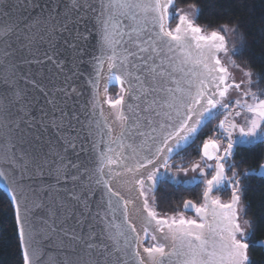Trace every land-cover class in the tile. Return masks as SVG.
<instances>
[{
    "label": "snow or ice",
    "instance_id": "obj_1",
    "mask_svg": "<svg viewBox=\"0 0 264 264\" xmlns=\"http://www.w3.org/2000/svg\"><path fill=\"white\" fill-rule=\"evenodd\" d=\"M23 4L34 14L22 15L17 0H0V17L4 18L0 23V43L5 48L0 56V182L14 201L17 219L22 221L19 231L25 244L24 264H45L44 241L70 253L66 264H257L250 255L252 234L242 224L237 207L241 180L249 173L242 176L228 158L233 156L234 143L264 144V88L257 87L264 80V73L246 71V79L235 80L221 57L230 51L225 35L216 30L205 34L194 22L201 11L197 3H191L188 11L177 9L175 0H23ZM177 18L175 28L169 27V22ZM240 52L238 47L231 49L232 55ZM46 62L62 71L67 68L64 86L55 89L65 97L79 95L74 84L81 67L91 66L99 76V70L107 65L109 72L123 73L110 77L122 85L124 77L133 75L129 65L142 68L145 80L136 77V82L141 95H155L147 110L156 119L146 121L147 132H132L141 126L140 121L134 119L129 124V116L121 107L119 136L112 139L110 130L108 149L93 151L97 142L91 139V130L82 138L72 123L76 116L52 99L48 100L51 112L42 110L39 118L30 116L32 101L19 86L20 81L35 88L41 85L30 78V73H22L21 66ZM89 82L95 86L91 76ZM132 87L129 85V90ZM230 90L236 93L235 97ZM160 93L164 94L162 98ZM107 102L113 107L123 106L124 97ZM133 107L129 105L130 112ZM222 114L218 127L226 141L223 148L220 139L203 143V158L214 160L215 164H206L205 168L198 163L191 168L175 166L177 172L185 174L197 170L203 175L211 173V178L204 180V203L197 206L185 200L183 204L187 210L194 209L198 219L187 218L183 213L178 217L159 215L150 205L146 188L153 190L167 181L172 170L170 161L183 151L182 143L202 124ZM22 123L26 127L22 128ZM37 124L40 128L36 131L27 130L36 129ZM237 131L239 137L234 141L233 133ZM39 132L55 137L44 138L46 152L38 147L42 139ZM137 138H141L139 143ZM69 150L75 159L67 155ZM81 154L85 160L80 159ZM88 164L95 169L92 174L101 177L95 183H103L101 191L107 190L105 203L97 205L103 215L95 213L97 223H88L86 230L87 217L83 216L76 220L79 231L77 227L68 229L63 225L71 209L62 200L54 202V185L37 177L54 174L56 184L61 179L71 180L74 187L75 182L87 178L90 184ZM113 166H119L120 171H114ZM70 170L76 174L70 175ZM105 175H109V180L127 175L129 180L125 182L137 192L135 200L125 199L111 183L103 182ZM225 182L231 186L229 203L210 195ZM81 187L80 193L70 195L89 210V200L97 193L89 185ZM45 191L47 196L42 197L40 193ZM28 194L32 197L31 206L27 202L22 206L19 201H27ZM136 201L140 202L142 213L140 231L129 218V206ZM141 233L144 240L153 241L150 246L141 242Z\"/></svg>",
    "mask_w": 264,
    "mask_h": 264
},
{
    "label": "water",
    "instance_id": "obj_2",
    "mask_svg": "<svg viewBox=\"0 0 264 264\" xmlns=\"http://www.w3.org/2000/svg\"><path fill=\"white\" fill-rule=\"evenodd\" d=\"M17 2L21 4L22 15L34 14L33 9L24 6L23 0H17ZM3 19H4L3 17H0V23L3 22ZM170 25H171V21L169 22V27ZM13 46L18 47V44H14ZM4 50H5L4 44L0 43V56H2ZM132 63H139V61H132ZM128 70L131 71L133 75L130 77H124V83L122 85L119 80L115 78L110 79V77L122 76L123 73L117 72L115 70L109 72L107 70V65H105L104 68L99 70L100 72L99 76L96 75V71H94L91 66H88L86 68L81 67L79 78L76 79L74 84L76 88V92L79 93V95L65 97L60 92H56L55 89L64 86L62 82L64 80V74L67 73L66 67L62 71L60 67H57L52 62H46L45 64L40 66L23 65L21 66V72L30 73V78L36 79L37 82L41 85V88H35L30 83L24 80L20 81L19 86L25 89L27 99L32 101V104L28 110L30 116L39 118L42 110L51 112L52 105L48 103V100L52 99L58 107L63 106L67 111H69L70 115L74 114L76 116L77 119L73 120L72 123L75 126V128L79 130V134L82 138L87 137L89 134V130H91V132L93 133L91 139L97 142V149L93 151H106L109 147L108 144L109 131L111 130L112 139H116L121 132L120 121L118 119V116L120 115L121 107H123L124 114L129 116V124H132L134 119H139L140 121L141 126L139 128L132 129V132H137V131L147 132L148 128L146 126V121L156 119L152 115V112L147 110L151 100L156 98L155 95L148 92H145L144 95H141L139 85L136 82V77H140L142 81L145 80L143 69L141 68L137 70V68H134L131 65H129ZM90 76L95 80V86L93 83L89 82ZM129 85H133L131 90H129ZM113 86L121 88V96L124 97L123 106L113 107L107 102L110 99L108 91ZM168 86H174V85L169 84ZM41 89H43V91ZM45 93H47V95H45ZM103 94H105V97L103 96ZM159 95L162 98L164 94L160 93ZM94 104L97 105V107L94 108L93 107ZM129 105L134 106L131 112L129 111ZM97 122L99 126H97ZM203 125L205 126V124H202L200 129H198L197 133L193 134V136L198 134V132L204 127ZM152 126L155 127L156 125L153 124ZM21 127L24 128L26 126L22 123ZM39 128L40 125L37 124L36 129H27V130L33 132ZM38 134L42 136V139L38 147L40 148V151L46 152L48 149V145L45 142L44 138L47 137L54 139L55 137H51L49 136V134L42 132H39ZM130 134L132 133H129V135ZM234 134L235 132L233 133V135ZM73 135H75V133H73ZM193 136L190 137L187 142L182 143L181 145L182 149L189 144ZM140 139L141 138H137V143H139ZM125 142L126 143L128 142L127 139L125 140ZM250 145L253 144L244 145L241 143L240 144L234 143V146L248 147ZM84 146L85 148L89 147L87 143H85ZM111 147L119 151L116 144H112ZM202 152H203V147H202ZM209 152H212L211 148H209ZM67 155L70 158L75 159V157H73L71 154V150H69V153H67ZM80 159L85 160V155L81 154ZM88 159L91 160L92 157H89ZM88 167L90 169L89 175H91V183L89 184L88 179L84 178L81 181L75 182V187L73 186V182L71 180L65 181L61 179L60 183L56 184L54 179V174L53 176L45 175L42 178L37 177V180H42V182L45 184L54 185V189L52 190V200L54 202L58 200H62L66 205V208L71 209V214L68 215V218L67 220H65V223L63 225L68 229L77 227V230L79 231V228L76 225V220L81 219V216H83V217H87V219L84 220V225L86 230V225L88 223H97V221H95L93 218L95 213L100 212L101 215H103L102 208H98L97 205H103L105 203L107 199V190L105 189L101 191V189H103V183L99 185L95 183V181L97 179H101V177L92 174L94 173L95 169L91 164H88ZM113 169L114 171H120L119 166H113ZM105 171L107 172L108 170L105 169ZM69 174L75 175L76 173L75 171L70 170ZM109 175H114V173H109ZM109 175H105L102 178V181L111 183L113 185V189L116 191H120L121 195L125 199L135 200L137 192L135 189L131 187L130 183L125 182L129 180V177L127 175L122 179L117 178L111 180H109ZM82 184L89 185L91 189L97 193L96 196L92 197L89 200V210H85L83 208V205L77 202L75 199H73L72 196L70 195V193H80L82 191V187H81ZM158 187L159 185H157V187L153 190H148L146 188V191H148L149 193H155L158 190ZM0 188L8 195L14 209V201L11 199L8 190L4 188L2 182H0ZM218 188H214L212 193H210L212 197H213L212 194L215 191H217ZM40 195L42 197L47 196V191L40 193ZM31 200H32L31 194H28L27 201L21 200L19 202L21 203L22 206L26 202L29 204V206H31ZM223 203H227V202H223ZM194 204L197 205L196 203ZM150 205L153 208L151 203ZM237 207L241 220L240 203L238 204ZM155 210L157 211V209ZM184 210L194 211V209L187 210L185 208ZM65 214L67 215V212ZM158 214L161 215L159 212ZM141 215L142 213L140 211L139 201H136L135 205L129 206V218L131 219V222L136 225L138 231H140L142 227L141 219H140ZM171 216L178 217L179 215H168L165 217H171ZM16 221L18 225V233L20 238L21 249L22 252H24V247H25L24 239L21 237L19 231L22 221L18 220L17 217H16ZM118 222L119 220L115 221L114 223H118ZM113 231L115 230L113 229ZM149 231L151 233V229H149ZM37 239H39V237H37ZM121 243H123V240H121ZM44 244H45L44 251L46 252V255L43 257V259L45 261V264H66V258L70 257L69 252L61 248L52 247L51 245L48 244V241H44ZM115 255H119V253H116Z\"/></svg>",
    "mask_w": 264,
    "mask_h": 264
},
{
    "label": "trees",
    "instance_id": "obj_3",
    "mask_svg": "<svg viewBox=\"0 0 264 264\" xmlns=\"http://www.w3.org/2000/svg\"><path fill=\"white\" fill-rule=\"evenodd\" d=\"M191 3H197L200 7L199 18L194 19V22L205 31H221L222 26H226L225 28L234 32L236 46L241 49L240 54L233 55L236 65L253 73H264V0H175L177 9L188 8ZM177 19H173L172 26L177 24ZM257 87L264 88V80ZM118 93L117 87L110 89L113 97ZM212 123L213 121L207 123L195 136L193 143L185 149L188 158L199 155L202 140ZM232 162L237 165L234 170L239 171L242 176L245 172L249 173L241 180V201L244 219L248 221L249 233L252 234L249 241L250 255L257 264H264V176L251 173L264 163V144L257 142L238 149ZM228 174L231 176L232 173ZM202 195V185L191 189L168 179L160 183L153 194L154 206L163 216L178 215L184 210L185 200L200 202ZM0 264H24L13 205L1 188Z\"/></svg>",
    "mask_w": 264,
    "mask_h": 264
},
{
    "label": "flooded vegetation",
    "instance_id": "obj_4",
    "mask_svg": "<svg viewBox=\"0 0 264 264\" xmlns=\"http://www.w3.org/2000/svg\"><path fill=\"white\" fill-rule=\"evenodd\" d=\"M195 136L191 139L189 144L185 148H183V151L179 152V156H173L172 161H171L172 162V166L173 165L174 166L182 165L183 167L191 168V165L193 163H198V164H200L201 168H205L206 164H208V165L215 164L214 160H208L206 158H203V152H202L203 144H201V146H200L199 155H197V157H195V158L194 157L193 158H188L187 157V155L185 154L184 151L189 145H191L193 143V141L195 139ZM238 137H239V132L237 131V132H235V134L233 135L232 138H233L234 141H236ZM202 143H203V140H202ZM225 143H226V141L222 142V145H221L222 148H223ZM237 143L240 144L239 142H237ZM244 147L245 146H233V156H234L235 152L238 149H242ZM220 154L222 155L223 152L221 151ZM233 156L228 158V162L229 163L232 162ZM226 167H227V164H226ZM171 168H172V170L169 173V177H173L174 176L175 180L177 181V183L183 184L186 187L191 188V189L195 188L197 185H202L203 192H204L205 187H206V185L204 183V180L211 178V173L210 172L207 175H203V174H199V170H197L196 172L189 171L187 174H185L183 172H177L176 171V167L175 168L171 167ZM227 175H229V174L227 173ZM193 177H196V179L193 180ZM228 191H230L229 192V197H227ZM212 195H213L214 198H219L222 202L229 203L230 202V198H231V186L227 182H225V184L221 185L218 188V190L215 191ZM191 201H193L194 203L197 204V206H199L200 204H202L204 202L203 195H202V198H201L200 202H197L195 200H191ZM181 213H183V215H185L187 218H190V219L191 218H197L198 219L195 211H185V210H183ZM181 213H179L178 215H180Z\"/></svg>",
    "mask_w": 264,
    "mask_h": 264
},
{
    "label": "rangeland",
    "instance_id": "obj_5",
    "mask_svg": "<svg viewBox=\"0 0 264 264\" xmlns=\"http://www.w3.org/2000/svg\"><path fill=\"white\" fill-rule=\"evenodd\" d=\"M183 10H184V11H188V8H185V9H183ZM189 15L191 16L192 14L189 13ZM177 20H178V19H177ZM172 21H173V19L171 20V25H170V27L174 29L176 25H175V26H172ZM177 23H178V21H177ZM195 24H196V23H195ZM204 32H205L206 34H209V33H210V32H207V31H205V30H204ZM221 34L225 35V37H226V42H227V46H228L229 49H230V51H229L228 54H226V55H225V54H222V55H221L222 60H223V62L225 63V65L228 66V67L230 68V71L232 72V75H233V77L235 78V80H236L237 82H240L241 80L246 79V77L244 76V72H246L247 70L244 69V68H241V67H236L237 65L235 64V62H234V60H233V55H232V53H231V49H232L233 47H237V46H236V42H235V35H234V32H233L232 30H230L229 28H223V29L221 30ZM113 87H116V86H113ZM111 88H112V87H111ZM111 88H110V89H111ZM117 88H118V90H119V93H118L117 95H115L114 97L110 94V89H109V91H108V93H109V97H110V99L113 100V101L117 100V99L121 96V88H120V87H117ZM253 91H256V88H253ZM230 95L233 96V97H235V96H236V93L230 90ZM251 102H252V101L249 100V103H251ZM235 110L237 111V110H239V109L236 108ZM222 118H224V116H223V115H220V116H218L217 118L213 119V120H212V121H213L212 125H213L215 122H217L218 120L222 119ZM237 122H238V120H237ZM241 124H243V121H241ZM211 127H212V126H211ZM211 127H210V128H211ZM203 128H204V127H203ZM203 128H202V129H203ZM210 128H209V129H210ZM209 129H208V130H209ZM193 137H194V136H193ZM171 161H172V160H171ZM171 161H170V167L175 168L174 165L172 166V162H171ZM262 166H264V163H263V164L261 165V167H259L258 169L252 170L251 173L258 174V175H261V176H264V167H262ZM170 178H171V177H170ZM170 178H169V180H171V181L177 183V181L175 180V178H174V179H172V178L170 179ZM183 178H184V177H183ZM153 194H154V193H149V197L151 198V199H150V203L152 204L153 208L156 209L155 206H154V203H155L154 200H155V198H154ZM240 195H241V192H240ZM240 212H241V222H242V224H244V226H245V228H246V231L249 232V231H250V226H249L248 221L244 219V207H243L242 201L240 202ZM184 216H185V215H184ZM245 222H246V223H245ZM148 242H150L149 245L147 244ZM152 243H153V241H151V239H150V240H148V241L146 242V246H150Z\"/></svg>",
    "mask_w": 264,
    "mask_h": 264
},
{
    "label": "built area",
    "instance_id": "obj_6",
    "mask_svg": "<svg viewBox=\"0 0 264 264\" xmlns=\"http://www.w3.org/2000/svg\"><path fill=\"white\" fill-rule=\"evenodd\" d=\"M218 124H219V120L215 122L209 130H207L203 139V143L211 139H220L222 142L223 141L225 142L224 137L220 135V129L218 127Z\"/></svg>",
    "mask_w": 264,
    "mask_h": 264
},
{
    "label": "bare ground",
    "instance_id": "obj_7",
    "mask_svg": "<svg viewBox=\"0 0 264 264\" xmlns=\"http://www.w3.org/2000/svg\"><path fill=\"white\" fill-rule=\"evenodd\" d=\"M103 96L105 97V94H103ZM204 126V125H203ZM202 126V127H203ZM206 126V125H205ZM202 130V129H201ZM199 133V132H198ZM150 240V239H149ZM148 240H144V237H143V233H142V235H141V242L142 243H144V245L146 246V242H147Z\"/></svg>",
    "mask_w": 264,
    "mask_h": 264
},
{
    "label": "crops",
    "instance_id": "obj_8",
    "mask_svg": "<svg viewBox=\"0 0 264 264\" xmlns=\"http://www.w3.org/2000/svg\"><path fill=\"white\" fill-rule=\"evenodd\" d=\"M237 111H239V110H237ZM238 123H240V124H241V120H238Z\"/></svg>",
    "mask_w": 264,
    "mask_h": 264
}]
</instances>
